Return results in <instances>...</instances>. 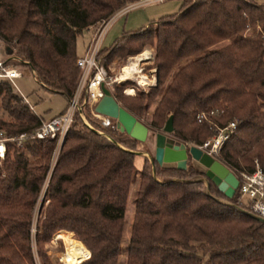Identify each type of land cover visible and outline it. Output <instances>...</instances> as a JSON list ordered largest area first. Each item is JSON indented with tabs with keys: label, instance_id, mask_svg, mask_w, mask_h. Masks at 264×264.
<instances>
[{
	"label": "trees",
	"instance_id": "trees-1",
	"mask_svg": "<svg viewBox=\"0 0 264 264\" xmlns=\"http://www.w3.org/2000/svg\"><path fill=\"white\" fill-rule=\"evenodd\" d=\"M130 1L0 0L3 63L28 66L41 87L65 98L61 112L80 74L77 34ZM263 5L180 0L177 11L100 46L95 59L104 68L114 55H132L145 43L153 45L155 83L131 95L122 92L124 83L111 84L115 100L153 131L172 114L169 134L195 145L235 120L215 157L236 175L248 172L255 158L264 166ZM246 27H251L247 34L242 32ZM181 59L187 60L177 64ZM85 95L82 90L79 102ZM0 107L7 113L0 116V129L8 135L40 124V116L5 77H0ZM83 110L90 112L87 101L74 111L51 167L55 138H36L23 146L7 143L0 160V264H35L33 209L46 179L35 222L43 263L50 264L44 244L62 230L56 236L72 252L76 242L69 231L89 252L77 264H117L122 250L123 264H264V221L233 205L236 191L227 198L211 182L206 189L189 163L183 170L165 168L153 156H142L136 170V152L120 143L133 146L137 140L118 130L111 117L109 126L93 116L87 125ZM200 112L204 116L198 120ZM134 181L133 213L123 244V212ZM62 261L70 264L66 253Z\"/></svg>",
	"mask_w": 264,
	"mask_h": 264
},
{
	"label": "rangeland",
	"instance_id": "rangeland-1",
	"mask_svg": "<svg viewBox=\"0 0 264 264\" xmlns=\"http://www.w3.org/2000/svg\"><path fill=\"white\" fill-rule=\"evenodd\" d=\"M252 1L255 2L256 4H264L261 0H252ZM132 4H134L135 6L133 5V7L123 11L124 8ZM179 4H180V0H162V1L146 0L144 2H141V0H134V1L127 2L123 4L122 6L118 7L117 9H115L105 20L99 21L97 26L94 27L93 25L87 28H83L77 34L76 39H75L76 53L78 54V56L80 54H84L86 50L89 48V46L91 45V43L93 42L94 36L100 29V26L102 25L103 21H106L108 18L112 17L113 15H115L116 13L120 11H123V12L120 13L119 15H116L113 18V20L109 23V25L106 27L103 33V36L101 38V42H100L101 47H106L110 45L113 42V40L117 38L123 31L136 29L140 27L141 25L146 24L150 20H155L161 15H165V14L177 11ZM155 22L156 21H154V23ZM255 28L256 27L254 25V30ZM250 31H251V27H246L243 29L242 32L247 34ZM225 42H227V40L216 43L212 45L211 47H217ZM142 50L143 51L148 50L150 56L149 58L143 59L139 62L138 68H137L138 71L132 77L129 76L127 78H124L123 80L115 79L116 76L120 73L121 68L128 63V60L132 57L137 56L136 54L140 53ZM153 53H154L153 45H150L149 43H145L139 52H136L132 55H127L124 57L114 55L105 64L104 66L105 72L100 71L101 76H102L101 80L103 81L105 85L109 87L111 84L121 85L124 83L122 92L125 94H130V95L133 94L136 88L146 91L150 85H153L155 83V63L153 61ZM192 56L193 55L189 56L187 59H190ZM5 57H6V53L4 51L3 44L0 42V61L2 62ZM187 59H181L177 64L183 63ZM177 64H175L172 68H175ZM9 65L14 66L17 69L23 71L24 76L14 79V82L17 85V89L14 86V84L13 86L16 91L20 92L23 96H25L26 101L24 99L23 101L28 102L31 106H33L34 110L38 114L42 115L44 118L50 117L51 115L60 111L65 106V103H66L65 98L59 93L50 92L46 90L45 88L41 87L39 83L35 80L33 73L29 69L28 66L22 65V64H15L14 62L10 63ZM140 73L145 74V76L147 77L146 80L148 84L146 83L143 85V84L138 83L137 75ZM129 89H132V91H129ZM151 108H152V105L145 112L143 116L145 120L148 119ZM86 112H87L86 110L81 111V118L83 121L86 120L87 122L90 123L88 118H91L92 115L89 111L87 112V114ZM0 116L7 117V113L1 107H0ZM159 130H161V128ZM154 133L155 131L148 128V133H147L146 138L143 141H135L133 146L127 145L126 147V145H124L123 143H120L123 147L130 148L136 152V154L134 155V168L136 170H138L139 167L141 166L142 156H145L147 159H150L151 156H153ZM122 136L125 137L126 135L123 134ZM210 136L211 135L207 136L205 139L209 138ZM187 144H192V143L187 142ZM52 151L50 154V167L52 165L51 164ZM201 176L202 175H200L199 177ZM47 180L48 179H46L43 183L40 196L33 209V224L31 228V244L33 248L34 260L36 259L35 264H46V263H43V261L41 260V256H39L37 249H36L35 222H36L37 217L40 214V210H41V206H42L43 198H44V191L47 185ZM135 186H136V181L132 182L130 185L128 195L126 198L124 212H123V244H125V241L128 236L129 223H130V219L133 213V198H134ZM60 231H57L56 233H54L51 239L44 244V250L46 252V255L48 256L50 264H63V261H62L63 253H66L67 259L70 261V264H77L79 261H81L82 259H84L85 257L89 255L87 248H85L86 246L81 244L83 242L79 238H77L73 234L72 231L64 230V231L71 232L76 242L75 251L72 252L69 246L60 237L56 236V234ZM72 254L75 255V259H74L76 261L75 263L71 262L73 260ZM123 260H124V252L122 250L121 254L118 257L117 264H123Z\"/></svg>",
	"mask_w": 264,
	"mask_h": 264
},
{
	"label": "built area",
	"instance_id": "built-area-1",
	"mask_svg": "<svg viewBox=\"0 0 264 264\" xmlns=\"http://www.w3.org/2000/svg\"><path fill=\"white\" fill-rule=\"evenodd\" d=\"M144 1L146 0H141V2ZM261 1L264 3V0ZM133 5L134 4L127 6L126 8H124L123 11L133 7ZM123 11H120L112 17L108 18L106 21H103L102 25L100 26V29L94 36L93 42L91 43L89 48L84 54L77 56L76 66L79 67L80 74L75 89L63 111L55 113L50 117L44 118L42 115L38 114L31 106V109L40 116V124L34 130L29 132L24 131L14 135H8L3 129H0V159H3L5 156L8 142H11L16 146H23L26 143L30 142L32 139H43L49 137L55 138V147L52 151L51 158V164H53L58 152V147L65 136L67 127L71 121L74 111L79 109L85 101H87L91 115L100 122L101 126L111 125V120L109 116L94 112L92 110L93 103L100 95V92L97 95H93L89 85L96 73L99 72L101 74L100 71L105 72L104 68L97 63L95 59V54L100 46L101 38L106 27L116 15H119ZM257 27V29H259V26ZM261 36L263 37L264 43V32L261 33ZM22 76H24L22 70H19L14 66L5 65L3 61H0V77L10 79L16 89L17 85L15 84L14 79ZM101 79L98 81V88L100 82H103ZM107 87L110 89L109 86ZM82 90L85 91L86 95L81 100V102H79V96ZM22 97L26 101L25 96L22 95ZM202 116H204V113L200 112L197 114L196 117L199 120ZM84 122L89 125L86 120H84ZM235 124V120H229L223 126L218 127L213 135L202 141V143L198 144L197 146L202 148L207 153L216 156L223 142L228 138L229 134L235 128ZM253 162L254 168L251 171H240L237 175L235 174L237 177V185L235 188V204L255 215L264 217V166L262 165L261 161L257 158H255Z\"/></svg>",
	"mask_w": 264,
	"mask_h": 264
},
{
	"label": "water",
	"instance_id": "water-1",
	"mask_svg": "<svg viewBox=\"0 0 264 264\" xmlns=\"http://www.w3.org/2000/svg\"><path fill=\"white\" fill-rule=\"evenodd\" d=\"M100 95L93 103L94 112L109 116L114 119L118 130L124 131L137 141H143L148 133V127L142 121L122 107L113 97L110 89L100 82ZM172 130V114L165 119L161 130L154 133L153 158L162 167L185 169L188 163L202 176L201 179L206 189L209 182L213 183L224 196L230 198L237 185L236 175L215 156L207 153L195 144L176 139L169 134ZM251 216L264 221V217L255 215L248 210L233 204Z\"/></svg>",
	"mask_w": 264,
	"mask_h": 264
},
{
	"label": "bare ground",
	"instance_id": "bare-ground-1",
	"mask_svg": "<svg viewBox=\"0 0 264 264\" xmlns=\"http://www.w3.org/2000/svg\"><path fill=\"white\" fill-rule=\"evenodd\" d=\"M149 56H150L149 51L145 50L141 54L130 58L128 60V63L121 68L120 73L116 76L115 79L123 80L124 78H127L129 76L132 77L138 71L137 68H138L139 62L143 59L149 58ZM146 78L147 77L145 76V74L140 73L137 75V79H138L139 84H143V85L146 84L147 83ZM100 79H101V74L98 72L95 74V76L93 77V79L90 82L89 87H90V90L92 91L93 95H97L100 92L99 88H98V81ZM129 91H132V89H129Z\"/></svg>",
	"mask_w": 264,
	"mask_h": 264
},
{
	"label": "crops",
	"instance_id": "crops-1",
	"mask_svg": "<svg viewBox=\"0 0 264 264\" xmlns=\"http://www.w3.org/2000/svg\"><path fill=\"white\" fill-rule=\"evenodd\" d=\"M122 13V12H121ZM145 25V24H144ZM81 55V54H80Z\"/></svg>",
	"mask_w": 264,
	"mask_h": 264
}]
</instances>
